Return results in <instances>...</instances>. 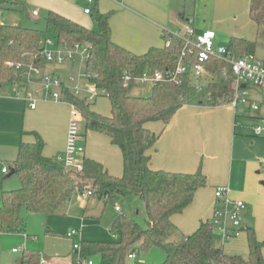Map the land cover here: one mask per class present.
<instances>
[{"label":"trees","instance_id":"trees-1","mask_svg":"<svg viewBox=\"0 0 264 264\" xmlns=\"http://www.w3.org/2000/svg\"><path fill=\"white\" fill-rule=\"evenodd\" d=\"M16 9L24 6L22 0H0V8ZM114 10L103 12L96 1L91 16L94 27L89 28L58 12L49 11L46 17L47 34L57 39V44L87 45L89 57L85 73L90 84L103 90L111 100V115L104 116L90 107L85 99L63 88L65 98L76 104L87 129L108 135L123 155V173L113 175L106 166L92 157L85 156L80 171L65 168L55 159L43 154L44 140L36 131H30L36 140L22 141L16 160L10 163V172L19 174L21 187L2 192L0 205V231L24 232L26 220L23 210L55 214L69 202L76 192L91 189L93 195L106 200L116 195L136 194L146 204L147 220L142 225L124 213L112 223L117 238L108 242H80V259L100 258V264H127V257L136 243L145 250L159 246L166 254L162 264H264L263 245L257 239L255 229L247 226L249 256L228 254L214 244V230L210 219L202 220L198 228L182 239H175L178 227L172 216L182 213L193 201L196 192L208 185V177L200 167L195 172H176L151 167V150L160 134L148 127L149 122L169 124L177 111L185 104L190 91L191 78L186 76L181 84L158 83L147 96L133 95L134 85L126 86L123 74L133 75L156 69L166 70L175 66L176 59L170 48L151 47L137 54L112 39L111 17ZM251 16L264 23V0H252ZM37 28L17 24L0 25V80L21 83L22 68L38 54L46 38ZM229 48L239 56L254 54V45L245 38L233 37ZM11 63V64H10ZM229 65L216 58L207 63L214 76L209 78L207 91L213 100L211 105L229 98L232 88L221 78V72ZM19 73L16 76V73ZM232 74V72L230 71ZM12 174V175H13ZM10 175H5V177ZM4 177V178H5ZM119 211V210H118ZM76 229V228H75ZM42 255L36 249H24L19 264H41Z\"/></svg>","mask_w":264,"mask_h":264},{"label":"rangeland","instance_id":"rangeland-1","mask_svg":"<svg viewBox=\"0 0 264 264\" xmlns=\"http://www.w3.org/2000/svg\"><path fill=\"white\" fill-rule=\"evenodd\" d=\"M225 1V4L222 3ZM235 0H184V3L191 9L194 15L195 28L200 26L212 28L219 34L222 41L221 44H226L230 33L244 34L249 41L254 44L255 57L264 60V23L256 25L245 11L248 8L247 1L240 7L232 4ZM241 2L243 0H240ZM2 16L0 17L6 24H17L24 27L37 28L43 31L44 36L50 37L55 43L50 47L55 51L58 44L57 39L52 34H47L46 17L44 13L35 17L29 13L27 8L11 9L3 7ZM245 11V12H244ZM178 28L181 32L185 30L186 24ZM252 54V53H250ZM46 65V67H45ZM45 67V68H44ZM43 73H56L69 89H76V83L70 80L73 75L79 84L80 98L90 103V107L97 113L109 116L111 115L112 105L111 100L102 90L99 95L91 101L87 99L90 93V82L85 71V62L80 54L74 60H70L63 64L56 62H44ZM35 79V78H34ZM36 88L41 85V80L37 81ZM0 91L7 94L10 99L7 104H15L18 108L17 117L11 115L9 118L14 122L16 119L17 132L32 131L35 129L45 141V155L52 157L58 151L65 153V148H57L58 136L51 129V119H60L69 104L64 101H45V93L35 95L37 99V110H32L21 98L15 96L16 85L10 81L1 82ZM33 86V84H31ZM14 87V88H13ZM30 88V87H29ZM151 86H140L132 90L133 95L147 96L151 93ZM70 89V91H71ZM54 90L61 91V87L54 88ZM249 95L252 97L262 99L264 91L258 87L249 84ZM208 93L206 90L201 93L195 92L193 88L190 89L186 96L185 103H199L203 100L207 104ZM261 101V100H260ZM211 105V104H209ZM224 107H218L215 113L216 118L224 114ZM11 109L8 108V111ZM264 111V103L262 104ZM12 111V110H11ZM3 113L0 112V123L2 122ZM236 114V113H235ZM236 115L237 122H235V130L241 139H237V152L234 159L245 161L242 165L243 172L246 163L249 162L248 172L243 173L241 177H235L234 188L230 186L232 195L233 189L244 191L246 195H239L237 198L243 199L248 209L243 215V227L237 235L223 240L221 233L214 229L213 241L216 246L223 249L228 254H238L244 257L249 256V242L248 233L245 230L247 226L254 228L257 239L263 245L264 253V136H257L254 133V126L260 123L261 119L249 117L248 115ZM152 123V124H151ZM157 122H149L151 126ZM80 130L83 137L77 141V159L82 162L84 156L95 157L98 160H104L112 173L121 174L123 172V155L120 147L111 142L108 135L87 129L84 118L79 120ZM48 135V139L45 134ZM45 136V138H44ZM18 141L21 136L16 134ZM0 134V159H4L5 149L1 142ZM31 139L35 141V137L29 133L24 134V140ZM30 140V141H31ZM217 142H223L222 137L217 135ZM232 147V141H230ZM8 163L0 162V205H2V192L4 190H12L21 187V177L19 174L6 176L3 173V166ZM235 176V173H234ZM245 178V179H244ZM209 180V179H208ZM245 184V185H244ZM206 188V187H204ZM203 189V188H202ZM209 194V191H206ZM249 197H248V196ZM209 197V196H208ZM119 206L121 211H117ZM124 213L126 216L135 219L142 225H146L147 213L145 202L136 194L116 195L106 200L95 195L89 198L84 194L76 192L71 201H69L60 211L47 216L42 213L28 212L23 210L22 216L26 220V230L24 232H3L0 231V264H19L22 258L23 250L13 252L14 247H18L22 242L26 244L27 250L36 249L40 251L45 264V260L51 256L61 257L63 263L66 264H81L79 251L74 247L75 243H80L81 240L87 241H101L108 242L114 240L115 232L112 230V223L115 218ZM82 228L81 237H71L69 233L78 227ZM174 233L175 239H182L185 234L182 230ZM132 249H138L137 257L132 260L127 257V264H162L166 259V254L159 246H152L145 250L140 243H136ZM95 264H100V258L94 256L91 258Z\"/></svg>","mask_w":264,"mask_h":264},{"label":"crops","instance_id":"crops-1","mask_svg":"<svg viewBox=\"0 0 264 264\" xmlns=\"http://www.w3.org/2000/svg\"><path fill=\"white\" fill-rule=\"evenodd\" d=\"M22 1L24 2L23 8H27L31 15H33V10L36 9L40 12L38 16L42 15V13L47 15L49 11H55L85 25L86 27H94L92 16L84 11V8L87 5V0ZM244 1L245 0L242 2L240 0H235L232 4L236 7H240L244 4ZM251 2L252 0L247 1L248 8L245 9V11L249 13L251 20L256 25H259L261 23H258L251 16ZM97 3L103 12L114 10L110 20L112 39L116 43L137 54H143L153 46L163 47L164 37L162 33L165 29L174 31L183 27V24H186V26L189 24L193 26L195 25L194 15L192 14L191 9L184 3V0H97ZM222 3L225 4V1H222ZM3 7H5V5ZM203 26L196 29L199 31L212 29L209 26L208 28ZM230 34L231 35L225 45H229L230 40L233 37L245 38L248 40L247 37H244V34ZM216 43L224 45L221 44L222 41L217 32ZM2 81L7 80H0V87ZM12 84L14 85L13 82ZM29 87L32 88L34 86ZM252 98L259 102L260 109L256 112H249L246 115L257 118L258 120L263 119L264 111L262 110V104L264 103V97L262 99L256 97ZM8 100L10 99L7 98V94L0 91V112H4L2 122L0 123V134L2 138L1 142L5 149H7L4 153V159L1 157L0 162L2 161L5 164H10L16 160L19 146L22 141L29 143L35 142L31 139L24 140L25 133L33 135L30 131L25 132L22 129L21 133L17 132L16 119L14 118L15 121L12 122L9 118H11L10 116L13 114L17 117L18 108L17 106H14L15 104L6 105ZM22 100L25 101L24 99ZM218 107H224L225 109H223L224 114L216 118V115L214 116L210 113L216 114L215 111ZM8 108L12 111H8ZM31 109L37 110V108ZM235 113L236 111L231 105H209L208 102L206 104L203 100H200L199 103H185L167 125L162 121H153L157 122L154 123L153 126H151L152 123L149 125L147 124L150 129L160 134L154 148L151 150V167L153 169H164L176 172H195L201 167L209 179L206 188H200L196 192L193 203L182 213L172 216V221L183 231L185 236L193 233L202 220H208L211 218L214 209L216 187L227 186L230 188V186H232L234 188L235 177H241L243 173L247 174L248 172L249 162L246 163V166L244 167L246 171L243 172L242 165L245 161H236V159H234L235 153L239 150V148L236 147L235 142L238 141L237 139L240 137L239 135H241H238L235 130L236 128L234 124L237 122L236 115H239ZM69 119L70 106L68 105L64 115L60 119H51V129L59 139L56 144L57 148H65L67 144ZM32 131L36 130L32 129ZM18 133L21 136V139H19L20 141L16 138V134ZM43 133L48 139L49 137L46 135V132ZM217 135L222 137L223 142L216 141ZM230 141H232V147L229 144ZM61 152L62 151H58L49 158L55 159V157ZM43 154L45 155V151H43ZM45 156L48 157L47 155ZM92 158L98 160L95 157ZM99 161L109 170L104 160ZM109 172L117 176H120L123 173L115 174L110 170ZM4 174L9 175L10 172ZM206 191H209L208 195L206 194ZM246 194L245 190L239 191L233 189L232 192L234 198ZM67 203L61 206L58 211L64 209ZM82 226L83 224L81 227ZM13 252L18 251L13 250ZM45 260L47 261L45 264H66L65 262L63 263L61 257L57 256H51ZM42 263L43 259L41 261V264Z\"/></svg>","mask_w":264,"mask_h":264},{"label":"built area","instance_id":"built-area-1","mask_svg":"<svg viewBox=\"0 0 264 264\" xmlns=\"http://www.w3.org/2000/svg\"><path fill=\"white\" fill-rule=\"evenodd\" d=\"M97 0H87L84 8L85 13L91 14L92 5ZM39 10H33V15L38 16ZM2 9L0 8V17ZM5 24L0 19V25ZM164 47L170 48L176 59L175 66L166 70L156 69L151 72H144L141 75H133L127 70L123 74L124 85H134L136 88L149 85L151 87L162 82H175L181 84L183 78L189 76L191 78V87L197 93H208L207 102L210 104L213 100L211 94L207 91V83L209 78L214 76L207 69V63L212 58L220 59L229 65L221 72V78L229 83L232 88L231 95L228 99L219 101L216 105H231L237 114L243 115L249 112H256L260 109V104L253 99L248 92V85L252 84L264 91V60L255 57L254 54H246L239 56L235 51L231 50L228 45H219L216 43V31L206 29L197 30L193 25L189 24L185 30H168L163 31ZM55 42L46 37L41 41V49L28 63L23 65L19 63L18 68H22L21 83L16 85L15 96L24 99L31 108H36L37 99L35 95L45 93V101H64L70 106V119L67 134V144L65 153H59L55 160L61 163L65 168L80 171L84 168L83 161L77 159V141L83 137L80 130L79 120L82 118L81 112L75 103L68 101L62 90L68 88L56 73H43L44 62H56L63 64L70 60H74L80 54L85 64L89 57V49L87 45L75 43L72 46L58 44L55 51L51 50V46ZM11 64V63H10ZM232 72V74L230 73ZM19 73H16L18 76ZM35 78V79H34ZM38 80H41L40 87L36 88ZM70 80L76 83V89H71L74 94H79V84L75 76L71 75ZM33 84L34 87H30ZM61 87V91L54 88ZM69 89V90H70ZM101 90L95 85L90 84V95L88 100H92L99 95ZM103 91V90H102ZM44 92V93H42ZM104 92V91H103ZM254 133L257 136L264 135V118L260 123L254 126ZM4 173H9L10 168L5 165ZM83 194L87 197L93 196V191L84 188ZM117 210H121L119 206ZM248 209L247 203L242 199L234 198L227 186H218L215 189V201L213 214L210 218L211 226L217 229L223 240L237 235L243 227V215ZM83 227V226H82ZM82 227L73 229L69 236L81 237ZM117 238L118 235L114 234ZM80 243H75L74 247L79 251ZM26 248V244L14 248V251H20ZM139 253L138 249H132L128 254V259L134 260ZM81 264H94L92 259L81 260Z\"/></svg>","mask_w":264,"mask_h":264},{"label":"water","instance_id":"water-1","mask_svg":"<svg viewBox=\"0 0 264 264\" xmlns=\"http://www.w3.org/2000/svg\"><path fill=\"white\" fill-rule=\"evenodd\" d=\"M13 173H14V170H12L9 175H12Z\"/></svg>","mask_w":264,"mask_h":264}]
</instances>
